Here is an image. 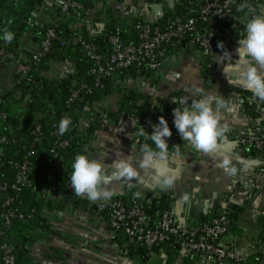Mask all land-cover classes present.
Wrapping results in <instances>:
<instances>
[{
  "label": "trees",
  "instance_id": "obj_1",
  "mask_svg": "<svg viewBox=\"0 0 264 264\" xmlns=\"http://www.w3.org/2000/svg\"><path fill=\"white\" fill-rule=\"evenodd\" d=\"M76 1L81 3L83 8L70 7L63 12L60 6L54 5L53 16L50 20H45L39 17V13L46 9L49 0H0V37L5 29L14 33L11 42L0 38V66H23L15 76L12 87L0 95V112L6 114L4 119L0 117V181L12 185L16 182L19 165L25 160L29 162V184L18 185V190L8 187L6 192L0 195V264H3L4 251L1 246L4 243L13 246L16 264H36L30 256V247L40 237V233L50 231L47 212L64 209L67 201L73 208L88 207L86 200L74 194V189L68 190L71 165L77 154H85V149L90 147L105 116L114 122L139 117L138 125L151 120V126L157 124L158 118L163 116L173 133L168 138L170 151L174 152L176 145L179 153L182 150V138L175 128L172 116L173 109L181 106L174 102L150 101L136 87L127 86L124 82L126 77H145L150 78L152 83H157L160 77L158 71L162 67L156 70L144 67L139 71L135 67H129L103 77L102 85L95 86V75L91 72L95 61L86 54L79 41H74V38L90 41L96 46L103 60L111 53L108 36L117 35L124 44H137L139 34L136 25L143 20L133 18L120 26L112 20L105 23L103 31L91 32L81 27V23L85 18L88 2L94 0ZM179 1V7L176 8L178 11L186 3V0ZM110 16V12L103 16L102 10L97 11L93 22H102L104 18H111ZM168 17L151 24L163 25ZM48 28L55 30L57 38L51 40L50 47L38 60H34L33 55L39 52ZM240 29L242 26L238 29L235 27L232 44L240 39ZM176 48L178 47L165 45V55ZM5 53H11L12 58H8ZM52 64L63 67L60 75H47ZM83 83L89 85L90 91L81 89L78 97L68 103L73 90L80 89ZM113 93L118 95L116 110L99 107L101 101ZM246 94L251 92H242V95ZM259 103L261 111H255L254 106L247 103L243 105V110L250 118H259L258 124L264 130V102ZM65 115L71 118L72 123L65 134L60 135L58 132L59 140L67 142L65 146H58L57 135L52 134V131L59 128V122ZM37 125L39 130L35 131ZM145 132L151 135L153 128L145 129ZM2 137L7 140L2 141ZM145 142L154 147L151 140L141 136L140 146ZM246 148V156L258 157L261 161L264 159V143L259 148L255 145H248ZM261 168L264 170V162ZM53 195L56 196L54 199ZM6 196L14 197L8 206L3 205ZM112 198H121L127 205L138 203L155 220L163 211L172 209L169 194L159 197L114 195ZM7 208H18L24 217L12 219L10 225L6 226L3 213ZM90 208L95 209L96 205H91ZM228 208L231 226L241 209L233 203H229ZM219 211L220 209L213 212L202 222L211 220ZM261 219L264 223V215ZM115 233L128 257L147 262L151 252L143 246L129 245L121 230ZM160 248L156 247L153 251ZM167 252L170 262L178 255L175 249H167ZM257 259L258 254H255L242 264H252ZM193 260L189 255L184 258L183 264H192Z\"/></svg>",
  "mask_w": 264,
  "mask_h": 264
},
{
  "label": "crops",
  "instance_id": "obj_2",
  "mask_svg": "<svg viewBox=\"0 0 264 264\" xmlns=\"http://www.w3.org/2000/svg\"><path fill=\"white\" fill-rule=\"evenodd\" d=\"M87 7L85 18L81 27L91 32H101L105 23L114 20L115 24L122 25L133 18L156 23L175 12L179 7V0H94ZM55 0H49L46 9L39 13V17L50 20L54 14ZM111 13V18L94 24L93 18L97 11ZM238 25L244 32L245 22L239 19ZM235 33V32H234ZM235 37V35H234ZM233 37V38H234ZM234 40V39H233ZM238 40L234 41L230 49L232 61L239 57L236 55ZM218 49L212 58V69L205 74L199 59L197 49L192 45H184L168 52L164 59L157 83L150 78L126 77L127 86L136 87L150 101L172 103L178 96L188 98L189 103L199 96H193L192 86L202 87L205 92L220 93L225 99L239 104L235 113H226L230 131L222 141V151L233 157V162L240 168L238 158L251 159L255 163L247 171H238L234 177L227 176L217 167L218 157L196 151L192 145L182 139V150L179 156L173 157V167L181 168L180 178L175 186L168 191L153 190L146 183L136 181H117L111 186L115 195L128 196L139 192L141 196L159 197L170 195V205L175 216L180 221L196 225L201 223L210 214L220 209L225 202L238 205L241 209L238 216L233 219L228 232L222 237V242L234 247L239 255L244 256L243 262L255 254L258 259L252 264H264V170L262 161L258 157H249L239 150L238 138L245 134L255 123V119L244 113L239 102L242 92L229 84L223 74V65L217 63ZM23 69L22 65L12 64L0 66V95L10 89L15 76ZM63 67L52 64L47 75L56 77L61 74ZM118 95L113 93L103 99L99 107L115 111ZM264 116V109L262 111ZM138 131L132 118L120 119L116 122L105 116L101 128L92 140L85 155L100 159L105 165H110L117 157L119 150L125 156L131 155L134 161L140 155L141 136L135 135ZM131 134V136L129 135ZM109 174L111 169L107 170ZM56 196L53 195L54 199ZM87 201V208H73L70 202L64 204V209L47 212L50 231L40 233V237L31 245L30 256L36 264H183L188 256L177 255L172 262L169 261L167 249H157L149 253L146 263L139 258L126 255L125 249L111 230L107 215L97 209L96 202ZM187 197V199H185ZM91 205H96L91 209ZM192 264H235L231 260L219 263L211 262L198 254H191Z\"/></svg>",
  "mask_w": 264,
  "mask_h": 264
},
{
  "label": "built area",
  "instance_id": "obj_3",
  "mask_svg": "<svg viewBox=\"0 0 264 264\" xmlns=\"http://www.w3.org/2000/svg\"><path fill=\"white\" fill-rule=\"evenodd\" d=\"M55 1L63 12H66L70 7L83 8V5L76 0ZM245 2L256 11L264 10V0H186L180 10H175L163 25H152L146 21L137 23L136 28L139 34L137 44H124L117 35H109L111 53L103 60H101L96 46L90 41L81 38H74V41H79L82 49L95 61V66L91 69L95 75V86L102 85L103 77L129 67H135L137 71L144 67L153 70L159 69L165 57V45H173L178 48L184 45L194 46L199 53L204 72L208 74L212 69V58L218 50V45L222 42L226 49H230L234 37L233 31L238 25L239 19L246 22L244 19L246 14L250 18L248 9L243 12L239 10L241 4ZM55 38H57L55 30L48 28L46 36L41 42L40 50L33 55V59L38 60L50 47L51 40ZM1 53L3 54L4 51ZM5 55L12 58L11 53H5ZM81 89L90 91L89 85L83 83L80 89L73 90L67 102L76 99ZM183 98L181 96L177 100ZM239 102L242 107L245 103L254 106L255 111L262 109L259 100L252 93L241 95ZM172 116L174 117L173 111ZM0 117L4 119L6 114L0 112ZM132 119L136 127L143 126L145 129H152L151 120L138 125L140 118ZM258 121L259 118H255L252 128L239 136L241 152H244L248 145H255L259 148L264 143V130L259 126ZM37 130H39L38 125L35 128V131ZM58 132V129L52 131V134L57 135V141H59L57 145L65 146L67 142L59 140ZM1 140L6 141L7 138L2 137ZM30 154L29 151L28 155ZM28 165L27 160L19 165L16 182L12 185L0 181V195L5 193L8 187L18 190V185L29 184ZM50 177L51 175L48 176V178ZM68 190L72 191L70 184ZM13 199L12 196H6L3 205L8 206ZM228 204V202L223 203L219 213L211 220L194 226L177 219L173 209L163 211L155 220L138 203L133 202L132 205H127L121 198H111L98 203L97 209L107 214L112 231L121 230L124 233L129 245L143 246L149 252H153L156 247L175 249L178 255L198 254L214 263L231 260L235 264H242L244 256L239 255L234 247L222 242V237L228 232L231 223ZM3 216L4 224L8 226L12 219L23 218L24 214L18 208H7ZM1 247L4 251L3 264H16L13 246L4 243Z\"/></svg>",
  "mask_w": 264,
  "mask_h": 264
},
{
  "label": "clouds",
  "instance_id": "obj_4",
  "mask_svg": "<svg viewBox=\"0 0 264 264\" xmlns=\"http://www.w3.org/2000/svg\"><path fill=\"white\" fill-rule=\"evenodd\" d=\"M249 10L245 16L244 32L240 34L236 55L237 60L232 61V53L221 42L218 47L223 50L217 63L223 65V74L229 84L251 92L255 98L264 102V10L256 11L245 2L240 6V11ZM5 42H11L14 33L4 30L0 37ZM193 99H172L181 107L173 109L174 125L181 138L189 142L192 147L201 153L218 157L217 167L230 177L237 175L238 171H247L255 163L251 159L238 158L240 168L233 162V157L222 151V141L230 131L229 123L225 118L226 113H235L239 104L215 92H205L197 85L192 86ZM159 122L153 124L151 135L145 132L142 126L135 135L144 136L151 140L154 147L145 142L141 145V155L134 161L129 155L121 151L116 152V159L105 165L100 159L85 154H77L72 163L70 186L76 196L86 197L91 202L110 200L116 193L111 187L117 181H136L147 184L153 190L168 191L175 186L180 178L181 168L173 167V157L179 156L178 145L174 152L169 149V140L172 130L165 117L160 116ZM72 123L69 116L65 115L59 122V134L63 135ZM131 136V134H129ZM111 169V173L107 171ZM137 197L140 193H135ZM187 199V197H185Z\"/></svg>",
  "mask_w": 264,
  "mask_h": 264
},
{
  "label": "water",
  "instance_id": "obj_5",
  "mask_svg": "<svg viewBox=\"0 0 264 264\" xmlns=\"http://www.w3.org/2000/svg\"><path fill=\"white\" fill-rule=\"evenodd\" d=\"M92 4H93L92 1H89V2H88V6H91Z\"/></svg>",
  "mask_w": 264,
  "mask_h": 264
}]
</instances>
